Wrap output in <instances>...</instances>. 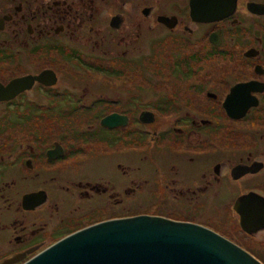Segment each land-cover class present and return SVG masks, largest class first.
<instances>
[{
	"label": "flooded vegetation",
	"instance_id": "af4514ba",
	"mask_svg": "<svg viewBox=\"0 0 264 264\" xmlns=\"http://www.w3.org/2000/svg\"><path fill=\"white\" fill-rule=\"evenodd\" d=\"M139 216L264 264V0H0V264Z\"/></svg>",
	"mask_w": 264,
	"mask_h": 264
},
{
	"label": "water",
	"instance_id": "95a60500",
	"mask_svg": "<svg viewBox=\"0 0 264 264\" xmlns=\"http://www.w3.org/2000/svg\"><path fill=\"white\" fill-rule=\"evenodd\" d=\"M28 264L262 263L208 229L139 216L72 235Z\"/></svg>",
	"mask_w": 264,
	"mask_h": 264
},
{
	"label": "rangeland",
	"instance_id": "374dc122",
	"mask_svg": "<svg viewBox=\"0 0 264 264\" xmlns=\"http://www.w3.org/2000/svg\"><path fill=\"white\" fill-rule=\"evenodd\" d=\"M147 194H148V192L146 191V190H144V192H142V193H140L137 197H136V200L138 199V198H140V199H146L147 198ZM149 200H150V198H148L147 199V206H148V204H149ZM158 202H156V206H158ZM145 205V204H144Z\"/></svg>",
	"mask_w": 264,
	"mask_h": 264
}]
</instances>
